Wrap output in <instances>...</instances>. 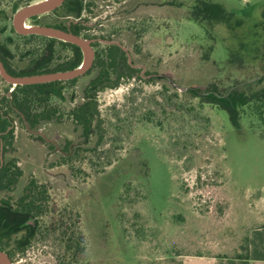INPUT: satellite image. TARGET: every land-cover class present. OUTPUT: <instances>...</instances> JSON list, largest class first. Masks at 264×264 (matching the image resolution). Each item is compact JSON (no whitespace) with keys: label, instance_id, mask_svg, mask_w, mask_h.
Masks as SVG:
<instances>
[{"label":"rangeland","instance_id":"374dc122","mask_svg":"<svg viewBox=\"0 0 264 264\" xmlns=\"http://www.w3.org/2000/svg\"><path fill=\"white\" fill-rule=\"evenodd\" d=\"M188 1L84 0L90 6L83 16L94 24L89 32L100 43L125 46L143 76L98 93L101 118L113 125L101 143L85 142L65 116L90 77L65 85L64 102L51 99L48 108L64 117L39 125L42 141L9 115L6 127L13 125L14 139L5 156L24 172L19 188L32 180L45 186V226L66 209L65 221L83 242L79 264L235 258L245 254L250 233L264 228V125L244 117L235 128L226 112L186 93L210 86L226 91L258 79L261 70L229 66V28L217 26L216 40H210L187 19ZM210 1L245 20L264 15V0ZM16 42L36 45L34 52L42 54L32 38ZM7 90L11 86L0 78V98ZM17 192L9 198L17 199ZM60 251L54 236H38L11 262L58 264Z\"/></svg>","mask_w":264,"mask_h":264},{"label":"trees","instance_id":"16d2710c","mask_svg":"<svg viewBox=\"0 0 264 264\" xmlns=\"http://www.w3.org/2000/svg\"><path fill=\"white\" fill-rule=\"evenodd\" d=\"M69 1L66 0V3ZM79 2L81 4L80 12L83 9H89L90 3L85 5L84 0H79ZM188 3L187 19L203 28L205 35L210 40H216L215 28L217 26L229 28L230 35L225 39L229 66L241 70L251 66L254 70L258 65L261 75L258 79L248 83L243 82L242 85L234 86L226 91H219L210 86L211 89L206 88L204 90L191 88L186 93L190 94L191 98L198 99L202 105H213L226 112L231 125L235 128L240 127L244 117H247L250 123L264 125V15L259 20L257 18L245 20L223 5L210 0H189ZM178 5L182 6L181 4ZM89 29L80 24L75 33L87 39L98 38L89 32ZM99 38L113 39L110 36ZM91 46L93 60L84 74L67 81L16 86L10 93V97L5 96L1 100V104L4 106L2 108L16 110L18 112L16 117L30 130L36 131L41 123L58 121L64 117V113H61L56 118V109L48 108L51 99L64 102L66 100L64 96L65 85H75L81 79L90 77L89 82L82 87L80 96L71 98L72 100L75 99V102L65 116L81 130L80 136L85 142L95 138L97 144L101 143L106 129L113 127V125L101 118L97 100L98 93L116 89L123 81L141 80L143 76L140 75L139 63L133 59L131 51L128 49L127 52H124L118 45L104 44L97 40ZM62 47L61 61L54 65L48 62L47 65H43L37 71L32 72H63L79 67L83 61L81 49L74 44L65 42H63ZM211 49L212 47L209 46L208 50L204 52L202 56L204 60L209 58ZM127 53L130 55V62H128ZM48 57L51 58V55ZM52 59H54L53 54ZM8 70L13 72L9 68ZM6 113L1 114L0 112V132H4L8 124L6 117L3 116ZM36 137L42 141L40 136ZM13 139L12 132L0 137L3 152V163L0 164V249L13 260L16 255L23 256L33 241H37L38 236L45 239L50 235L54 236V241L61 250L56 256L57 263L79 264L83 254V242L79 234L75 235L72 221L70 223L65 221L63 214L66 213L67 215L66 209L59 219L54 217L53 221L45 226L40 221V217L45 215L48 209L45 202V186L38 185L36 181L32 180L28 185L19 188V184L22 182L20 179L24 177V172L14 159H6L5 156L7 150L12 148ZM65 151L69 158L68 149L66 148ZM71 158L72 156L67 160L62 157V162L65 164ZM15 189L18 190V195L15 206L12 208L9 193ZM26 218L35 221V225L21 227L20 225H23ZM68 218L72 220L71 215ZM13 220H15V226L11 224ZM12 232L16 235L13 242L10 239ZM18 233L23 234L18 235ZM245 249L246 252L243 256L235 258L249 259V247L246 246Z\"/></svg>","mask_w":264,"mask_h":264},{"label":"flooded vegetation","instance_id":"af4514ba","mask_svg":"<svg viewBox=\"0 0 264 264\" xmlns=\"http://www.w3.org/2000/svg\"><path fill=\"white\" fill-rule=\"evenodd\" d=\"M46 0H0V23H3V26L0 27V62L3 65L5 71L11 76H26V75H34L41 74L35 73L32 71H37L39 67L43 65H47L49 62L51 65L56 64L62 59V44L63 41L59 39H55L52 37L36 35V34H21L16 30L14 17L15 14L28 6L33 4H37ZM64 0L60 5L56 6L54 9L40 14L33 15L21 19L17 22L18 27L22 30H27L32 27H51L55 29H61L68 31L72 34L77 35L75 32L77 31L78 26L81 24L86 26L88 29L92 28L94 24H91L86 17H84V13L86 9H83L80 12L81 4L79 0H70L66 3ZM10 24L8 25V22ZM28 23V25H27ZM89 29V31H90ZM25 37L32 38L33 42L41 43L39 50L42 54L37 55L36 45H32L30 43L18 44L16 41L18 39H24ZM87 39V38H86ZM16 40V41H15ZM94 43L97 39H89ZM67 43V42H65ZM91 43V44H92ZM19 52H27L25 55ZM38 52V51H37ZM52 54L54 59H52ZM30 55L32 56V60L27 58ZM51 55V58L48 56ZM26 58L24 59V57ZM48 58V59H47ZM48 64L49 66H51ZM8 68L13 71L9 72ZM27 68V69H26ZM51 73V72H48ZM2 79V77L0 76ZM3 80V79H2ZM4 81V80H3ZM5 82V81H4ZM8 84V83H7ZM10 85V84H9ZM11 86V85H10ZM12 89V86H11ZM14 90V88L9 92L8 90L4 93V95L0 98V101L3 97H10V93ZM9 114L3 115L6 117L9 122V115H17L18 112L16 110H7ZM1 114H4L3 110L0 109ZM17 113V114H16ZM24 129L35 136H39L40 132L38 130L32 131L27 125H23ZM8 132L13 133V125H9L6 127L4 132H0V137ZM0 164L3 163V152H2V143L0 142ZM16 199H10L12 208L15 206ZM13 226H15V220L11 222ZM35 225V221H32L31 218H26L23 221V225ZM13 228V227H12ZM23 234V233H22ZM18 233V235H22ZM16 235L14 232L11 233V242L14 241ZM10 258V257H9ZM11 260V259H10ZM12 261V260H11Z\"/></svg>","mask_w":264,"mask_h":264},{"label":"water","instance_id":"95a60500","mask_svg":"<svg viewBox=\"0 0 264 264\" xmlns=\"http://www.w3.org/2000/svg\"><path fill=\"white\" fill-rule=\"evenodd\" d=\"M64 0H53L48 3H37L26 8L19 10L14 17V23L16 30L21 34H36L47 37H52L55 39L62 40L63 42L71 43L78 46L83 53V61L82 64L72 70L63 71V72H51V73H41L34 75H26V76H11L9 75L3 65L0 62V76L2 79L12 86V89L16 86H25V85H35V84H43L54 81H67L78 76H81L86 72V70L91 66L93 60V49L91 46L92 41L81 36L72 34L68 31L55 29L51 27H32L27 30H22L20 26L18 27L17 22L21 19H24L33 15H40L46 13L56 6L60 5ZM104 44H115L118 45L124 52H127V48L121 45L116 41H106L101 40ZM87 57L85 58V53ZM128 62H130V55L127 53ZM0 264H12L9 256L6 252L0 249Z\"/></svg>","mask_w":264,"mask_h":264},{"label":"crops","instance_id":"0c3cea01","mask_svg":"<svg viewBox=\"0 0 264 264\" xmlns=\"http://www.w3.org/2000/svg\"><path fill=\"white\" fill-rule=\"evenodd\" d=\"M249 259L205 257L199 264H264V228L253 230L249 237Z\"/></svg>","mask_w":264,"mask_h":264},{"label":"bare ground","instance_id":"6f19581e","mask_svg":"<svg viewBox=\"0 0 264 264\" xmlns=\"http://www.w3.org/2000/svg\"><path fill=\"white\" fill-rule=\"evenodd\" d=\"M51 1H53V0H46V1H44L43 3H48V2H51ZM84 54H85V58H86V57H87L86 52H85Z\"/></svg>","mask_w":264,"mask_h":264}]
</instances>
